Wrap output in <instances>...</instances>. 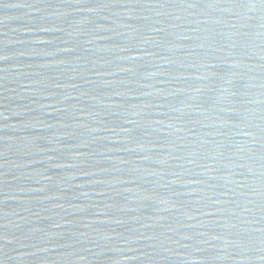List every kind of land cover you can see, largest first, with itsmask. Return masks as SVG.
I'll list each match as a JSON object with an SVG mask.
<instances>
[{"label":"water","instance_id":"95a60500","mask_svg":"<svg viewBox=\"0 0 264 264\" xmlns=\"http://www.w3.org/2000/svg\"><path fill=\"white\" fill-rule=\"evenodd\" d=\"M0 264H264V0H0Z\"/></svg>","mask_w":264,"mask_h":264}]
</instances>
